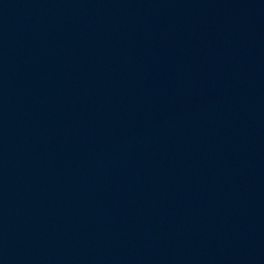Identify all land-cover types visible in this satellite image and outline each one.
I'll list each match as a JSON object with an SVG mask.
<instances>
[{
	"label": "water",
	"instance_id": "water-1",
	"mask_svg": "<svg viewBox=\"0 0 264 264\" xmlns=\"http://www.w3.org/2000/svg\"><path fill=\"white\" fill-rule=\"evenodd\" d=\"M0 264H264V61L211 0H0Z\"/></svg>",
	"mask_w": 264,
	"mask_h": 264
}]
</instances>
